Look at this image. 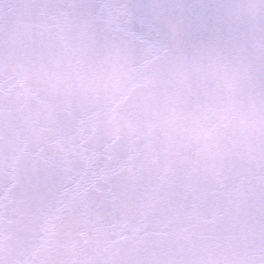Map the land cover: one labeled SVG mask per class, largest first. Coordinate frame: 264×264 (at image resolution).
Wrapping results in <instances>:
<instances>
[{
    "label": "snow or ice",
    "instance_id": "obj_1",
    "mask_svg": "<svg viewBox=\"0 0 264 264\" xmlns=\"http://www.w3.org/2000/svg\"><path fill=\"white\" fill-rule=\"evenodd\" d=\"M0 264H264V0H0Z\"/></svg>",
    "mask_w": 264,
    "mask_h": 264
}]
</instances>
